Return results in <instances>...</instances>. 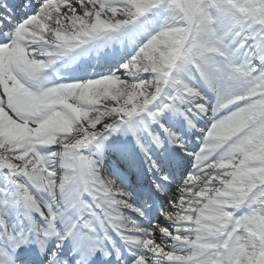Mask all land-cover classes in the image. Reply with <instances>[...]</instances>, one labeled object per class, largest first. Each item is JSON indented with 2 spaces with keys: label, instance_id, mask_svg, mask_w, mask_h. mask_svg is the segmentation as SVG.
<instances>
[{
  "label": "snow or ice",
  "instance_id": "1",
  "mask_svg": "<svg viewBox=\"0 0 264 264\" xmlns=\"http://www.w3.org/2000/svg\"><path fill=\"white\" fill-rule=\"evenodd\" d=\"M0 264H264V0H0Z\"/></svg>",
  "mask_w": 264,
  "mask_h": 264
}]
</instances>
